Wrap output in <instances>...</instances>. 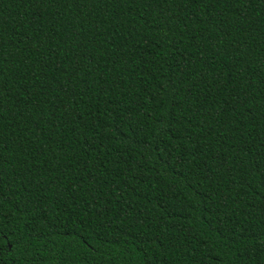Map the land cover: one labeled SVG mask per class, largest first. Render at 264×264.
<instances>
[{
  "label": "trees",
  "instance_id": "obj_1",
  "mask_svg": "<svg viewBox=\"0 0 264 264\" xmlns=\"http://www.w3.org/2000/svg\"><path fill=\"white\" fill-rule=\"evenodd\" d=\"M0 264H264V0H0Z\"/></svg>",
  "mask_w": 264,
  "mask_h": 264
}]
</instances>
